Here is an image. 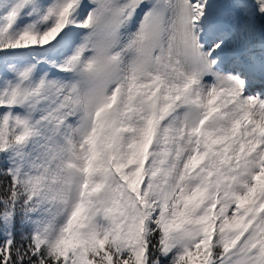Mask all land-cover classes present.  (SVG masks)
Returning <instances> with one entry per match:
<instances>
[{"label": "snow or ice", "instance_id": "obj_1", "mask_svg": "<svg viewBox=\"0 0 264 264\" xmlns=\"http://www.w3.org/2000/svg\"><path fill=\"white\" fill-rule=\"evenodd\" d=\"M0 264H264V0H0Z\"/></svg>", "mask_w": 264, "mask_h": 264}]
</instances>
